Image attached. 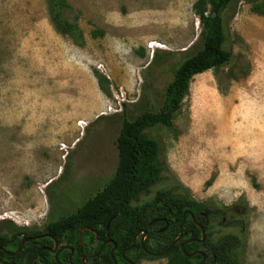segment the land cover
Here are the masks:
<instances>
[{
	"label": "rangeland",
	"instance_id": "obj_1",
	"mask_svg": "<svg viewBox=\"0 0 264 264\" xmlns=\"http://www.w3.org/2000/svg\"><path fill=\"white\" fill-rule=\"evenodd\" d=\"M196 1L67 0L80 44L53 29L46 0H0V234L42 230L109 181L122 121L158 110L201 47ZM254 6L237 0L227 14L231 61L195 75L172 126L148 131L166 170L135 203L185 188L223 212L207 233L238 236V264H264V14Z\"/></svg>",
	"mask_w": 264,
	"mask_h": 264
},
{
	"label": "trees",
	"instance_id": "obj_2",
	"mask_svg": "<svg viewBox=\"0 0 264 264\" xmlns=\"http://www.w3.org/2000/svg\"><path fill=\"white\" fill-rule=\"evenodd\" d=\"M236 1L195 2L193 11L201 26V47L175 69L158 110L143 111L133 119L122 121L116 139L118 162L109 181L74 212L50 221L42 230L13 224L7 226L8 233L0 234V261L14 264H45V261L47 264H82L85 255L98 252L102 240H111L113 244L105 245L97 257L86 259V264H128L124 257L136 264L140 257L155 259L156 256L146 251L152 254L165 251L182 232L183 238L164 256L170 258V264H199L201 256H189L195 252L205 254L204 264H238L236 251L242 244L241 239L227 234L211 241L207 233L208 221L221 222L222 215L206 203L193 200L185 188L176 186L173 193L160 189L149 202L135 204L141 195L149 194L166 170L160 158L161 145L148 131L172 126L195 75L225 66L231 61L232 51L227 47V14ZM250 2H254L257 13L264 14V0L261 3L259 0ZM70 8L67 0H46V12L53 29L81 44V29L67 18ZM185 211H190L205 229L204 242H188L200 239L201 235L191 216L186 215L182 223ZM85 227L94 232L84 230ZM143 230L146 231L145 237L140 233L132 246L133 237ZM80 231L81 241L78 238ZM45 234L57 240L59 250L55 253L50 252L54 246L51 238H36ZM24 238L35 239L25 243L18 255L7 256L6 252L18 250ZM182 244L184 250L181 249Z\"/></svg>",
	"mask_w": 264,
	"mask_h": 264
},
{
	"label": "water",
	"instance_id": "obj_3",
	"mask_svg": "<svg viewBox=\"0 0 264 264\" xmlns=\"http://www.w3.org/2000/svg\"><path fill=\"white\" fill-rule=\"evenodd\" d=\"M186 215L191 216L193 222L195 223V225L197 226V228L200 230V235H201V238H200V239L188 240V242H191V241H195V242H198V243H202V242H204V240H205V238H206V231H205V229L203 228V226H202L201 224H199V223L195 220L194 216L191 214L190 211H185V212L183 213V220H182V223L185 222V216H186ZM180 228H181V225H180ZM83 229H84V230L91 231V232H94L92 229H90V228H88V227H85V228H83ZM140 233L143 234V238L145 237L146 231L143 230L142 232H137V234H136V235L133 237V239H132V246L136 243V238H137V236H138ZM42 237H48V238H51V239L53 240V244H54V246H53V249L50 250V252L54 253V252L57 250V248H58V242H57V240L54 239L52 236H50V235H48V234H45V235H39V236H37L36 238L40 239V238H42ZM78 238H79V241H81V231H80L79 234H78ZM143 238H142V239H143ZM182 238H183V233L181 232V233H180V236L177 237V238L172 242V244H171V245H170L165 251L160 252V253H155V254H152L151 252L146 251V253L149 254V255H154V256H156V257H163V256H166V255H167V254L173 249V247L176 245V243H177L178 241H180ZM33 239H35V238H24V239H22V240H21V243H20V246H19V248H18V250L15 251L14 253L6 252L7 256L12 257V256H16V255H18V254L21 253V251L24 249L25 243H27V242H29V241H31V240H33ZM107 244H113V242H112V241H106V242H104V243L100 246L98 252H96V253H90V254L85 255V256L83 257V259H82V264H86V262H85L86 259H90V258H95V257H97V256L99 255V253L102 251L103 247H104L105 245H107ZM141 244H142V243H141ZM114 248H115V246H114ZM114 248H112V250L110 251L111 257H112V254H113ZM183 248H184V244L181 245V249H182V250H184ZM68 249H70V247H68ZM129 249H130V248H128V250H129ZM71 252H72V251H71ZM39 253H40V251H39ZM189 256H191V257H192V256H201L202 259H201V261H200L199 264H204L205 259H206L205 254H204L203 252H195V253H193V254H190ZM55 257L57 258V254H56ZM126 260L128 261V264H133V262L129 261L128 259H126ZM0 262H1L2 264H14V263H12V262H4V261H0ZM45 264H47L46 261H45Z\"/></svg>",
	"mask_w": 264,
	"mask_h": 264
},
{
	"label": "flooded vegetation",
	"instance_id": "obj_4",
	"mask_svg": "<svg viewBox=\"0 0 264 264\" xmlns=\"http://www.w3.org/2000/svg\"><path fill=\"white\" fill-rule=\"evenodd\" d=\"M219 211H220V210H219ZM219 214L222 215V221H221V223H222V222H224L225 217H224L223 212L220 211ZM106 241H111V240H102L101 245H102L104 242H106ZM107 245H108V244H107ZM114 246H115V245H114ZM114 246H113V248H114ZM67 248H68V247H67ZM99 248H100V247H99ZM57 250H59V244H58V248H57ZM57 250H56V251H57ZM102 250H103V249H102ZM56 251H55V252H56ZM55 252H54V253H55ZM124 259H125V261L128 263V261L126 260V259H128V258H125V257H124ZM128 260H129V259H128ZM129 261H130V260H129ZM59 264H62V263H59Z\"/></svg>",
	"mask_w": 264,
	"mask_h": 264
}]
</instances>
